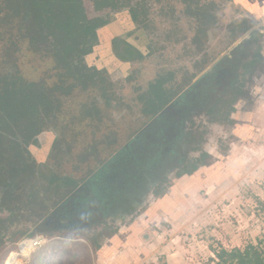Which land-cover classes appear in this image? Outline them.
<instances>
[{"label": "rangeland", "instance_id": "374dc122", "mask_svg": "<svg viewBox=\"0 0 264 264\" xmlns=\"http://www.w3.org/2000/svg\"><path fill=\"white\" fill-rule=\"evenodd\" d=\"M84 5L90 19L106 23L97 30L96 40L83 41L88 52L86 65L101 71L96 77L105 81V95L94 87L76 88L69 94L61 91L65 66L50 46L40 47L34 33L29 34L34 41L25 39L28 31L19 27L21 20L8 28L0 19V76H20L51 100L47 106L52 110L49 128L27 145L30 155H26L30 165L36 162V174L44 180L53 174L83 179L90 168L100 169L131 144L151 121L145 115L143 98L159 78L168 80V91H183L190 87L193 75L199 77L226 59L255 30L263 34L264 56V0H112L110 8L103 11H96L92 0H84ZM136 7L139 23L131 15ZM199 7L212 12V22L200 24L194 15ZM243 19L254 26L246 35L236 27ZM26 24V29L34 28L32 19ZM201 27L205 35L195 44ZM258 50V43H253L228 65L238 63L242 75L244 63ZM228 82L229 71H225L198 100L194 121L165 156L162 170L154 174L156 182L163 174L170 178L163 187H170L169 193L156 200L151 190L142 203H135L136 212H142L146 220L144 227L154 238L148 235L142 241V248L148 241L153 243L149 250L145 247L148 253L141 252L140 264H230L237 248L244 250L254 244L264 251V72H258L246 85L250 93L247 100H236V91L229 89ZM89 108H98L101 118L87 116ZM57 139L68 145L60 155L61 163L51 157ZM91 147H96V154L85 165L79 157ZM200 151L211 154V165L193 177L177 180L180 160L199 158ZM9 174L3 176L4 180L12 179L7 184L0 177V264H8L12 254L19 253L20 242L33 234L50 242L49 233H61L39 232L40 224L17 219L21 215L19 202L6 198V189L34 178L24 171L19 176ZM122 213L123 209L104 216L99 224L82 227L71 235L98 237L106 224L108 234L116 228L135 227L139 218L133 220ZM145 233L137 234L135 229L131 239L127 238L130 233L121 237V242L124 239L129 244L128 248L120 244L119 250L125 248L131 254L132 246ZM33 254L19 256L20 264H29Z\"/></svg>", "mask_w": 264, "mask_h": 264}, {"label": "trees", "instance_id": "16d2710c", "mask_svg": "<svg viewBox=\"0 0 264 264\" xmlns=\"http://www.w3.org/2000/svg\"><path fill=\"white\" fill-rule=\"evenodd\" d=\"M111 1L92 0L96 11L109 9ZM0 7L6 9L0 11V15L3 14L0 16L2 26L9 28L17 20H21L22 25L19 27L28 31L24 38L31 39L29 34L34 33L33 35L38 36V45H49L58 62L65 66L61 91L69 94L76 88L88 90L94 87L101 89L105 95V81L96 77V73L100 74L101 71L86 65L85 56L88 52L85 51L87 48L83 46V41L96 40L97 30L106 23L88 17L84 0H0ZM138 9H131L135 23H139ZM194 15L197 20H201V25L213 20L212 12L206 7L197 8ZM28 19L33 20L34 28L28 26L26 29ZM236 27L242 35L254 28L247 19H243ZM201 35H205L204 27L200 28L195 37V44H199ZM262 39L263 34L253 31L254 42L260 43ZM261 50L262 47L259 46L253 59L244 63V74L232 78L231 85H235L236 100L249 99L250 93L246 85L253 82L258 72H264ZM235 67L238 71L239 65ZM196 77L197 75H193L189 82L192 83ZM167 82V79L159 78L150 86L147 97L143 98L146 102L145 115L151 121L140 133L138 140L135 138L131 145L128 144L116 153L100 169L90 168L83 179L53 174L44 180L36 174V162L34 161L35 165H30L26 155H30L27 145L49 128L52 110L47 106L51 100L20 76H0V177L3 178L6 172L11 173L10 176H19L24 171L34 178L32 182L28 181L17 188L7 187L6 198L19 202L18 215H21L15 217L18 220L40 224L39 232L61 231L59 236L49 233L51 241L33 254L29 264H94L98 253L119 235L121 228L108 234L106 224L104 232L98 237L86 234L76 237L71 233L82 227L97 225L104 216L121 213L122 209L124 216H132L133 220L139 218L142 212H136L135 203H142L151 190L156 200L169 193L170 187L163 188L170 183L168 176L163 174L159 182L155 181L154 174L164 167V162L159 156L161 144L158 143V132L156 134L154 131L159 121L157 118L182 90L178 93L168 91ZM173 108L166 111V115H172L169 112ZM41 113L44 114L43 118H40ZM85 113L89 117L96 115L101 118L98 108H89ZM167 118L168 115L165 124L171 128ZM63 141L65 140H55L52 147L51 157L57 163H61L60 155L68 149ZM227 152L228 148L225 155ZM95 154L96 147H91L79 160L86 165ZM211 161L213 158L208 153H202L200 158L194 160L181 159L175 177L177 180L186 176L193 177L202 168L210 166ZM4 181L7 184L12 179ZM80 215L83 216L82 219H79ZM36 236L39 235L33 234L31 237ZM232 258L234 260L230 264H264V251L249 244L244 250L235 249Z\"/></svg>", "mask_w": 264, "mask_h": 264}, {"label": "flooded vegetation", "instance_id": "af4514ba", "mask_svg": "<svg viewBox=\"0 0 264 264\" xmlns=\"http://www.w3.org/2000/svg\"><path fill=\"white\" fill-rule=\"evenodd\" d=\"M252 33L251 32L244 40L239 42L233 49L232 53L226 56V59L218 63L213 68L206 71L199 77H196L190 87L186 88L182 92H180L173 102L166 108V110L160 114L157 118L158 124H156V134L158 132L159 142L161 144V148H159V156L164 162L162 165H165V156L171 150L175 149V146L179 143L181 139L184 137V133L188 130L191 126L192 121H194V117L198 108V100L201 99L206 93L213 87V85L222 77L225 71H229V89L236 90L235 85H231L232 78L240 75V65L238 63H234L232 66H229V62L234 59V56L237 54H243L248 47L256 43L252 40ZM248 41V42H247ZM258 43L259 46H262V40ZM242 45V47H240ZM236 65H239L238 71L235 69ZM174 107L169 113L172 115H168L167 121L172 125L169 128L165 124L166 119V111L170 110ZM235 107V106H234ZM235 109V108H234ZM232 114V112H231ZM230 114L229 119L227 121H232V116ZM147 128V127H146ZM145 128V129H146ZM140 134L136 137L138 140L140 138ZM131 145V144H130ZM128 148V147H127ZM202 153H208L207 151H200ZM201 157V156H200ZM199 157V158H200ZM185 159V158H183ZM188 159V158H186ZM198 159V158H196ZM162 170V168H160ZM79 219H82L83 216L80 215Z\"/></svg>", "mask_w": 264, "mask_h": 264}, {"label": "crops", "instance_id": "0c3cea01", "mask_svg": "<svg viewBox=\"0 0 264 264\" xmlns=\"http://www.w3.org/2000/svg\"><path fill=\"white\" fill-rule=\"evenodd\" d=\"M138 222H136L135 227H123V230L121 228L120 233H119V237H115L112 240H110L106 246L98 253V264L102 263V264H130V261L132 263V259L130 257H133V259L135 260V263L137 264L139 262L140 264V259L142 256V251H146L148 253L149 247L150 245L152 246L153 242H147L144 245L145 247H148V250L145 248H142V241L144 240V238L147 237H151L152 239H154L151 235L152 234H148V229H146L144 227V225L146 226V220L143 219V216H140L139 219H137ZM142 221V222H141ZM138 225V226H137ZM136 229V233H140L141 232H146L142 238L139 237L138 242L136 243V245L132 246L133 250L131 252V254L129 252H127L125 250V248L127 247V243L126 240L123 239V241L121 242V237L123 238L124 236H126L128 233L129 236L127 237L128 240L131 239L132 237V230L135 231ZM139 234V235H140ZM149 235V236H148ZM125 238V237H124ZM120 241V242H119ZM121 244V246H124L125 248H122L121 250H119L120 248L119 245ZM138 244V245H137ZM149 244V245H148ZM128 248V247H127ZM135 256V257H134ZM133 264V263H132Z\"/></svg>", "mask_w": 264, "mask_h": 264}, {"label": "built area", "instance_id": "2783aa9c", "mask_svg": "<svg viewBox=\"0 0 264 264\" xmlns=\"http://www.w3.org/2000/svg\"><path fill=\"white\" fill-rule=\"evenodd\" d=\"M49 243V239L45 236H36L32 238H26L19 244V252L25 258L30 257L33 253L43 249ZM24 252V253H23Z\"/></svg>", "mask_w": 264, "mask_h": 264}, {"label": "bare ground", "instance_id": "6f19581e", "mask_svg": "<svg viewBox=\"0 0 264 264\" xmlns=\"http://www.w3.org/2000/svg\"><path fill=\"white\" fill-rule=\"evenodd\" d=\"M19 256H22V253H20V252L19 253H13L8 264H20V258H19Z\"/></svg>", "mask_w": 264, "mask_h": 264}, {"label": "water", "instance_id": "95a60500", "mask_svg": "<svg viewBox=\"0 0 264 264\" xmlns=\"http://www.w3.org/2000/svg\"><path fill=\"white\" fill-rule=\"evenodd\" d=\"M247 37H249V36H247Z\"/></svg>", "mask_w": 264, "mask_h": 264}]
</instances>
